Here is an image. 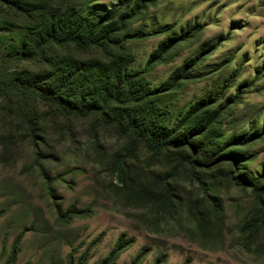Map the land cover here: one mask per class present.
<instances>
[{
  "label": "rangeland",
  "instance_id": "1",
  "mask_svg": "<svg viewBox=\"0 0 264 264\" xmlns=\"http://www.w3.org/2000/svg\"><path fill=\"white\" fill-rule=\"evenodd\" d=\"M69 1L104 12L132 10L129 31L144 34L106 53L54 45L56 63L66 56L106 62L132 56L130 68L145 70L151 88L171 82L185 66L160 93L159 105L180 123L202 99L197 117L217 109L207 130L221 134L220 140L240 137L232 146L244 157L234 165L219 157L200 165L190 164L181 150L152 152L141 144L131 150V140L101 115L54 117L44 114V106L41 129L30 136L17 103L4 102L0 264H101L110 253L107 264H264V195L234 177L264 173V0ZM65 5H0V68H46L17 56L9 62L6 51L21 27L36 32L42 16L58 15ZM192 25L197 29L190 37L156 57L163 41ZM212 43L215 48L202 53ZM153 55L157 59L146 66Z\"/></svg>",
  "mask_w": 264,
  "mask_h": 264
},
{
  "label": "trees",
  "instance_id": "2",
  "mask_svg": "<svg viewBox=\"0 0 264 264\" xmlns=\"http://www.w3.org/2000/svg\"><path fill=\"white\" fill-rule=\"evenodd\" d=\"M65 2L58 15L42 16L36 32L30 26L21 27L18 37L11 39L13 48L6 51L9 62L17 56L27 63L34 60L46 68L36 72L28 71L22 65L15 72L4 66L0 68V105L17 103V113L27 125L30 136L41 129L39 107L44 106L49 110L44 114L54 117L101 115L117 134L131 140V150L141 144L152 152L181 150V156L190 164H207L217 157L228 159L232 165L238 164L244 156L232 145L240 143V137L233 135L220 140L221 134L207 130L217 109L209 116L198 118L196 111L203 107L201 102H205L200 99L182 113L180 123H175L168 110L159 105L160 93L176 83L179 75L186 71L185 66L182 74H177L178 70L172 73L171 82H164L166 86L151 88L144 76L145 70L130 68L132 56L130 60L120 56L107 62L66 56L56 63L59 59L53 54L54 45L71 44L80 49L94 47L106 53L111 46H122L127 38H140L144 34L139 29L129 31V22L134 15L132 10L104 12L86 6L78 8L69 0ZM19 4L20 0H0V5L13 9L19 8ZM196 29L197 25H192L163 41L156 57L176 42L190 37ZM216 45H208L202 53L210 52ZM154 58L155 55L151 56L146 66ZM1 60L0 64L4 62ZM123 158L124 155H120L116 161L119 178ZM234 177L236 184L250 188L257 197L264 195V173L236 174ZM260 219L264 228V220ZM112 255L110 253L101 264H107ZM69 264H73L72 259Z\"/></svg>",
  "mask_w": 264,
  "mask_h": 264
}]
</instances>
